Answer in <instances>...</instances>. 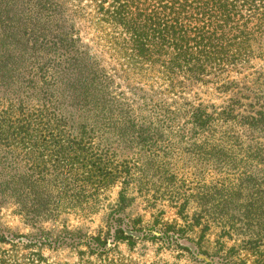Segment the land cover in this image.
<instances>
[{"label": "trees", "instance_id": "1", "mask_svg": "<svg viewBox=\"0 0 264 264\" xmlns=\"http://www.w3.org/2000/svg\"><path fill=\"white\" fill-rule=\"evenodd\" d=\"M86 22L128 81L175 87L219 78L216 88L228 91L236 81L220 77L261 52L264 0H0V207L9 202L33 223L75 201L83 209L116 183L122 204L141 166L119 157L108 137L148 153L178 115L163 101L137 104L110 88L113 74L83 42ZM186 115L192 146L220 177L196 194L203 212L189 215L185 199L181 223L112 217L106 234L65 236L73 260L44 253L62 237L0 232L8 246L0 264H143L119 246L146 242L202 264H264L263 103L233 95L190 105Z\"/></svg>", "mask_w": 264, "mask_h": 264}, {"label": "rangeland", "instance_id": "2", "mask_svg": "<svg viewBox=\"0 0 264 264\" xmlns=\"http://www.w3.org/2000/svg\"><path fill=\"white\" fill-rule=\"evenodd\" d=\"M83 42L88 44L89 51L103 64L115 79L114 89L116 93L130 100H135L137 104L149 98L165 102L171 109L178 110L172 126L164 125L162 136L158 147L152 151L141 150L140 147H132L119 142L111 134L108 141L119 157H133L139 160L141 170L136 171L135 179L127 186L126 199L121 204L118 192L122 188L121 183L108 187L100 197L94 200L87 198L82 203L81 209L75 201L74 207H69L62 211L58 217L45 219L40 218L33 223L24 219L14 211L15 206L6 202L0 207V232L5 234H39L47 232L53 240L61 238L62 242L56 243L57 249L50 250L44 248L45 254H52L63 260H73L75 255L72 247L67 244L68 237L95 235L98 232L107 233L112 225L113 219L117 216L122 218H135L140 216L144 223L152 220L153 215H161L164 220H182L177 216V206L185 199L186 212L193 215L202 211V200L197 198V193L202 191V185L208 183L212 178L218 176V168L207 163L200 154L196 152L189 139L190 133L186 130L189 124L186 123V110L190 105L198 103L223 104L226 100L238 95L242 102H247L250 98L256 103L260 100L264 105V33L261 38V52L238 66L237 70H231L228 74L221 76L223 80H235L236 83L228 91H219L217 78H210L208 83L190 84L187 86H148L143 83H135L124 79L120 70L119 61L110 57L103 50L102 42L94 35V28L88 22L80 23ZM221 81V80H219ZM230 86V87H231ZM257 107L259 104L257 102ZM77 120H82L83 110L71 109ZM186 125V128H185ZM220 173V172H219ZM223 173V172H222ZM87 204V205H85ZM203 212V211H202ZM113 217V219H111ZM219 229L211 228V233L207 237L212 241L216 238ZM235 238V237H233ZM234 243L231 239L227 245ZM1 245L0 248H7ZM85 249V247H82ZM120 250L125 254H130L143 264H202L192 257L177 253L176 251L160 248L159 245L146 242L139 244L133 251H128L126 246L121 244Z\"/></svg>", "mask_w": 264, "mask_h": 264}]
</instances>
